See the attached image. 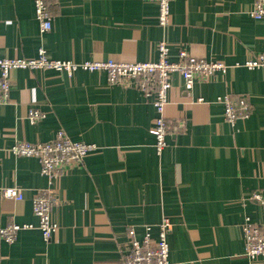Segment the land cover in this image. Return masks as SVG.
<instances>
[{"label":"crops","instance_id":"1","mask_svg":"<svg viewBox=\"0 0 264 264\" xmlns=\"http://www.w3.org/2000/svg\"><path fill=\"white\" fill-rule=\"evenodd\" d=\"M48 1L53 26L43 33L34 0H0V57L31 58L43 48L54 59L148 61L165 41L171 61L184 48L231 67L191 89L172 74L162 151L150 132L158 115L153 94L111 84L104 71L14 69L10 101L0 104V189L17 186L24 198L0 193V227H31L13 243L0 237V264H117L128 227L142 237L150 224L156 236L164 216L173 222L171 264H264V257L245 256L242 235L246 217L264 224V206L249 200L264 189V68L244 66L264 53V18L251 15L255 0H173L167 27L155 0ZM225 94L245 97L250 116L228 123L217 102ZM32 107L46 117L31 123ZM59 129L97 145L61 177L51 180L37 158L9 151L17 140L47 141ZM44 188L56 198L59 229L51 239L33 211Z\"/></svg>","mask_w":264,"mask_h":264},{"label":"built area","instance_id":"2","mask_svg":"<svg viewBox=\"0 0 264 264\" xmlns=\"http://www.w3.org/2000/svg\"><path fill=\"white\" fill-rule=\"evenodd\" d=\"M159 6L158 22L167 27L172 22L171 2L173 0H155ZM35 16L40 29L46 33L52 29L53 16L48 0H34ZM251 15L255 19L264 18V0H255ZM170 47L165 41L158 43V58L148 61L123 60H94L74 61L54 59L43 48L35 57H0V104L9 103L11 90V73L14 69H52L73 75L78 70L104 71L108 74L111 84L134 85L143 92L155 96L154 105L157 117L150 128L155 136V146L162 151L167 146L169 124L165 116L166 106L169 103V92L172 87L171 76L177 72L182 75L185 85L191 89L197 81H206L216 73H225L231 65L225 61L208 60L191 55L186 49L179 50V59L171 61ZM250 69L264 68V53L250 57L244 63ZM217 102L224 107V117L228 123L234 124L239 119H246L251 114V105L245 97L234 98L231 95H219ZM46 117V114L37 107L27 111V118L36 123ZM93 143L73 140L63 129L57 130L55 136L47 141L31 142L25 139L17 140L9 151L18 157H35L40 161L41 173L51 180L64 175L66 168L84 162L86 155L96 148ZM4 197L22 200L24 194L17 186H6L0 189ZM246 198L243 197V200ZM264 206V189L256 190L249 197ZM56 198L50 188L40 190L33 198V211L38 217V228L45 239L58 231L59 225L53 219L52 209ZM31 227L27 224L10 223L0 227V237L7 243H13L21 229ZM173 222L168 216L157 223V235H153V225H144V234L139 237L135 225L127 229L128 249L117 264H171L169 233ZM242 235L245 243L244 254L250 260L264 257V224L253 222L246 217L242 223Z\"/></svg>","mask_w":264,"mask_h":264}]
</instances>
